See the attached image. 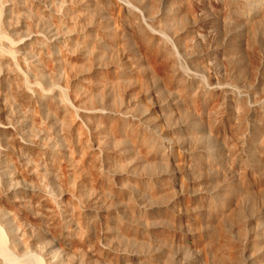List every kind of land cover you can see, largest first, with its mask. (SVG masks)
<instances>
[{"label":"bare ground","instance_id":"1","mask_svg":"<svg viewBox=\"0 0 264 264\" xmlns=\"http://www.w3.org/2000/svg\"><path fill=\"white\" fill-rule=\"evenodd\" d=\"M234 2L226 0L239 20L264 18V0L254 13ZM130 3L134 7L122 9V35L135 51L136 72L93 57L94 36L84 34L81 48L94 55L78 60L70 77L55 62L64 45L83 37L62 21L55 0H0V264H76L71 252L82 238L70 226L79 219L94 221L108 242L113 234L124 240L148 236L151 230L132 224L133 214L142 211L133 195L155 205L147 209L150 217L161 214L157 204L166 184L158 168L171 158L179 136L208 143L190 155L194 164L213 172L216 141L226 144L248 198L264 195V80L229 69L236 39L227 50L205 46L206 57L196 47L203 37L195 32L192 0ZM24 13L41 22L31 23L33 17ZM96 24L95 31L108 34L110 20ZM139 86L178 98L191 112L189 120L171 133L161 132ZM100 193L110 194L115 205H105ZM77 195L85 205L76 202ZM221 200L210 198L211 212L222 214L208 220L221 243L212 264H264V210L245 216L239 201L224 209ZM72 207L78 208L74 225ZM57 243L66 246L60 251ZM106 249L112 257V248ZM126 254L121 258L128 262Z\"/></svg>","mask_w":264,"mask_h":264},{"label":"rangeland","instance_id":"2","mask_svg":"<svg viewBox=\"0 0 264 264\" xmlns=\"http://www.w3.org/2000/svg\"><path fill=\"white\" fill-rule=\"evenodd\" d=\"M103 1L110 4V7H107L103 2H96V0H55L56 10H58L57 12L62 21L67 20L66 22L73 25L72 33L74 36L79 34L81 38L84 34L86 38L88 35L89 38L90 35L94 36L91 38H93L94 47L92 49L95 52L91 49L87 54L86 51L82 50L84 37L79 43L78 41L74 44L68 42L67 45H64L63 50H65L61 54L60 60L54 62L56 65H62L65 75L68 74L71 77L76 70V62L84 60L85 57L87 59V57L94 54L93 57L105 58L107 62L116 63L131 72H136L135 51L127 46L123 38L124 35H122L124 30L122 9L124 7H134V5L130 3L131 0ZM192 1L198 18L195 32L203 37V41L196 42L198 50L202 51L203 55L207 57L209 52H205V46H211L212 50L218 48L227 50L229 42L232 38H235L236 47L234 52L231 53L232 58L229 62V69L233 71L240 70L246 75L264 80V18L259 17L249 22L241 21L230 12L226 0ZM239 1L241 6L245 5L248 11L253 13L255 12L256 3H259V0H235L234 3ZM47 9L50 10V6H47ZM141 11L143 12L142 9ZM26 14L29 15L30 13H24V15ZM231 16L236 17V19ZM28 17H35L34 19H36L38 16L30 14L26 19ZM33 18L28 20L37 25L36 23H38V20L40 21V18L38 17L39 19L36 20ZM108 20L111 23L108 34H104L102 31L98 33V30L95 31L98 28L96 22H106ZM92 21L93 25L91 24ZM174 45L176 44L174 43ZM71 56H73V59ZM130 61H134V66L130 64ZM54 62L52 63L55 65ZM183 62L184 67H190L186 59H183ZM20 68L25 72L22 65ZM62 86L66 90L65 94L69 101L74 103V95L71 91H68L66 81L62 83ZM138 90L143 97L144 107L149 110L154 120L159 124L160 131L164 134L171 133L172 128L183 127V123L189 120L191 112L184 108L178 98L162 91L157 92V89L152 87L143 89L139 86ZM178 138L175 139V143L173 142L174 153L171 158L165 166L158 168L166 184V190L159 193L162 202L160 205L157 204V209L162 207L161 214L157 213L154 218L150 217V211H147V209L153 208L155 205L151 207L148 198L137 197L132 194L133 199L135 198L134 203H138L135 205L142 211L133 214V222L132 220H126V222H132L134 227L136 225L137 228H141L140 231H144V229L145 231L151 230L148 233L149 235L146 234L148 236L144 237L142 235L131 240H124L113 234L114 239L108 242L104 239V230L94 221L89 220L90 223H88L85 222L88 220H83L84 222L81 223L82 220L79 219V222L75 224L76 221L73 219L78 217V211L76 210L78 208L72 207L73 212L71 211V214L77 211L75 213L77 215L72 214L71 218L74 221L72 224L75 225L70 227L76 232L78 230L80 233L78 239L82 238L80 241H84V243L78 241L82 245L74 242V247L77 244L78 246L73 248L71 254L76 257V264H212L215 259V250L221 247V243L213 238L212 232L214 229L210 226L208 220H218L222 217V214L219 217L211 212L213 204L210 202V198L219 197V199H222L220 203L221 208L224 209H228V205L234 207L235 203L239 201L245 216H258L264 210V195L257 193L252 198H248L243 179L239 170L233 164L226 144L216 141L213 149L215 151L213 152L215 155V171L213 172L207 167L204 168L203 166L202 168V165L197 166L196 163L194 164L190 155L191 150H197L203 145H208V143H200L197 139L186 136H179ZM79 154L81 158L82 153L79 152ZM15 159L19 160V157H15ZM18 162L16 161V163ZM134 167L138 169L137 163L134 164ZM221 192L223 195H219ZM99 197L105 205H115V200L110 194L100 193ZM76 198V202L80 203L81 206L85 205L82 195H77ZM118 211L123 215V208ZM156 228L157 230H154ZM158 230L157 236L156 232ZM159 233L163 235L162 238ZM62 246L65 247L66 245L62 244ZM62 246L59 243L56 244V248L60 251L63 249ZM214 246L217 247L214 248ZM105 248H109V250L112 248L111 250H113V256L110 255V259L108 258L110 251L108 252V249L105 250ZM100 250L103 252H100ZM106 251L108 255H105L107 254ZM123 253L129 255L128 262L122 260ZM104 256L109 261L114 260L113 263L107 262L108 260Z\"/></svg>","mask_w":264,"mask_h":264}]
</instances>
